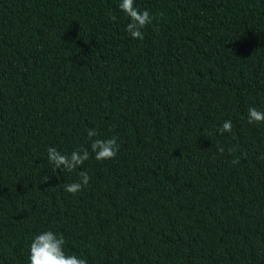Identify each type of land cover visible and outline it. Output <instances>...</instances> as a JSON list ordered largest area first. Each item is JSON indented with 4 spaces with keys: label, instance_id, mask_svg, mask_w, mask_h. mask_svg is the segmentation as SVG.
Listing matches in <instances>:
<instances>
[{
    "label": "trees",
    "instance_id": "1",
    "mask_svg": "<svg viewBox=\"0 0 264 264\" xmlns=\"http://www.w3.org/2000/svg\"><path fill=\"white\" fill-rule=\"evenodd\" d=\"M120 2L0 0V264L46 230L87 264H264V0H134L143 40Z\"/></svg>",
    "mask_w": 264,
    "mask_h": 264
},
{
    "label": "clouds",
    "instance_id": "2",
    "mask_svg": "<svg viewBox=\"0 0 264 264\" xmlns=\"http://www.w3.org/2000/svg\"><path fill=\"white\" fill-rule=\"evenodd\" d=\"M119 8L130 18V22L126 26V31L133 39H144L142 29L152 23L154 16L147 9H140L134 4V0H121ZM113 21L115 16L110 17ZM249 123H264V111L256 107L248 108ZM232 131L231 120H225L219 129L220 134ZM88 138L91 141L90 149L95 154V159L103 161L115 158L119 151L117 137L111 138H95L97 132L89 130ZM219 151L223 153L221 147ZM231 152L232 150L229 149ZM48 161L54 165L53 172L60 169L62 172H72L77 167L82 166L85 161L90 158L89 148L80 147L71 153H62L55 147H48ZM236 161H234L235 163ZM80 180L65 185V191L76 194L87 186L90 177L86 171L79 172ZM66 241L62 234H58L53 230H46L37 234L30 244V264H87V260L77 255L67 254L64 250Z\"/></svg>",
    "mask_w": 264,
    "mask_h": 264
}]
</instances>
